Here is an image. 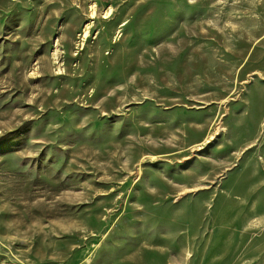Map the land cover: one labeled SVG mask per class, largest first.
Listing matches in <instances>:
<instances>
[{
	"label": "rangeland",
	"instance_id": "rangeland-1",
	"mask_svg": "<svg viewBox=\"0 0 264 264\" xmlns=\"http://www.w3.org/2000/svg\"><path fill=\"white\" fill-rule=\"evenodd\" d=\"M0 264H264V0H0Z\"/></svg>",
	"mask_w": 264,
	"mask_h": 264
}]
</instances>
